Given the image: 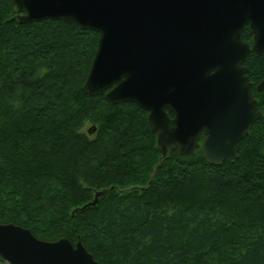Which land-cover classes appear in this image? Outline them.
Instances as JSON below:
<instances>
[{"label":"trees","instance_id":"obj_1","mask_svg":"<svg viewBox=\"0 0 264 264\" xmlns=\"http://www.w3.org/2000/svg\"><path fill=\"white\" fill-rule=\"evenodd\" d=\"M13 1L0 0V223L46 242L81 237L100 264H264V54L244 64L262 116L239 159L213 166L201 149L170 148L160 162L148 112L83 91L100 35L20 25Z\"/></svg>","mask_w":264,"mask_h":264},{"label":"water","instance_id":"obj_2","mask_svg":"<svg viewBox=\"0 0 264 264\" xmlns=\"http://www.w3.org/2000/svg\"><path fill=\"white\" fill-rule=\"evenodd\" d=\"M13 2L20 25L63 21L100 35L83 91L148 112L160 162L170 148L186 157L201 149L213 166L239 159L238 143L262 116L244 62L250 52L264 54V0ZM247 27L253 47L242 40ZM256 90L264 91V79ZM111 189L95 192L73 218ZM0 256L7 264H100L81 237L46 242L14 223H0Z\"/></svg>","mask_w":264,"mask_h":264},{"label":"flooded vegetation","instance_id":"obj_3","mask_svg":"<svg viewBox=\"0 0 264 264\" xmlns=\"http://www.w3.org/2000/svg\"><path fill=\"white\" fill-rule=\"evenodd\" d=\"M253 40H254V38H253ZM243 41H244V40H243ZM244 42H245V41H244ZM245 43L248 44V45H250V47H253V44H254V42H253V44H251V43L248 42V41H246ZM251 53H253V52H250V54H251ZM250 54H249V55H250ZM254 54H255V53H254ZM249 55H248V56H249ZM248 56H247V57H248ZM246 59H247V58H246ZM245 61H246V60H245ZM244 64H245V62H244ZM244 66H245V65H244ZM247 75L249 76V70H248ZM169 112H170V111H169ZM170 116H171V118H174V114L171 113V112H170ZM203 139H204V138H203Z\"/></svg>","mask_w":264,"mask_h":264}]
</instances>
